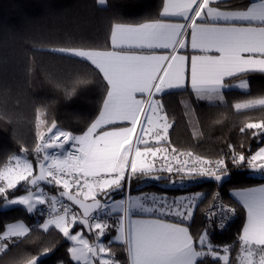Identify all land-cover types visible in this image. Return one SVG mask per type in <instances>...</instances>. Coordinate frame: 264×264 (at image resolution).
Wrapping results in <instances>:
<instances>
[{
	"label": "snow or ice",
	"instance_id": "snow-or-ice-1",
	"mask_svg": "<svg viewBox=\"0 0 264 264\" xmlns=\"http://www.w3.org/2000/svg\"><path fill=\"white\" fill-rule=\"evenodd\" d=\"M96 3L101 8L109 6L108 0ZM109 38L110 49H53L93 66L98 73L104 82L99 114L77 135L59 128L54 120L49 123L47 111L38 108L31 150L21 146L20 154L0 166V201L5 207L21 205L28 213L47 204L48 218L39 227L44 232L59 230L71 242L68 252L76 264H120L111 241L107 245L101 241L111 227L107 217L115 212L120 215L114 239L126 251L127 264H231V245L221 252L212 243L208 228L193 235L184 224L192 219L201 194L172 203L156 196L111 197L122 192L135 175L175 172L182 179L201 177L217 182L227 176L224 158L211 160L178 152L175 147H160L170 143L172 124L161 99L154 97L190 86L197 98L223 103V89L231 86L226 78L239 79L237 87L247 92L249 81L244 77L264 74V0H249L245 5L228 0H163L156 18L114 21ZM84 82L77 79L65 93L71 95L75 85ZM233 108L246 116L264 112V94L236 102ZM239 131L264 143V119L248 120ZM159 153H170L171 160L161 156L157 167ZM29 155L35 156V164ZM229 156L233 165L264 173V146L245 156L229 145ZM44 185L58 188L59 197L46 194ZM18 187L24 195H14ZM234 196L247 211L235 264H264V186L236 191ZM235 211L217 202L208 213L209 222L219 215L223 226ZM141 213L159 216L133 218ZM167 216L180 220L169 222ZM77 225L94 232L95 241L90 243L83 231L73 233ZM31 232L22 222L7 224L0 232V256L7 255L10 246L25 242ZM51 251L49 247L40 255L26 254L17 264H38Z\"/></svg>",
	"mask_w": 264,
	"mask_h": 264
},
{
	"label": "trees",
	"instance_id": "trees-1",
	"mask_svg": "<svg viewBox=\"0 0 264 264\" xmlns=\"http://www.w3.org/2000/svg\"><path fill=\"white\" fill-rule=\"evenodd\" d=\"M162 2L108 0L109 6L101 8L96 0H0V166L13 154H20L21 146L31 150L35 142L38 108L47 111L49 123L54 120L59 128L77 135L99 114L104 82L98 73L93 66L53 49H110V26L114 21L134 23L156 18ZM244 78L249 81L250 90L246 93L223 92V103L199 99L196 95L181 98L175 92L161 97L163 110L172 124L168 144L178 151H191L206 159L224 158L231 180L222 185L201 180L171 188L151 183L136 189L146 192L157 188L168 196L202 193L203 198L188 222L193 235L207 228L205 211L214 194L221 191L225 200L236 207L238 219L223 235L210 234L209 237L219 249L225 245L232 246L231 264L239 250V235L246 222V211L230 196V192L264 182V177H253L255 171L246 165H233L229 156V145L245 156L264 146L260 138L239 131L248 120L264 119V112L246 116L236 113L233 108L236 102L264 94V74L252 73ZM77 79L85 82L76 84L75 91L67 95L65 89H71ZM236 80L239 79L232 81ZM41 130L46 132V127L42 126ZM28 158L35 162L34 155ZM166 175L172 180V174ZM142 176L132 177L131 193L136 191L133 187L137 184H146L143 178L147 175ZM44 188L51 196L59 197L56 187ZM24 194L19 187L14 193L15 196ZM41 209L32 213L21 205L6 209L0 201V232L7 224L18 221L25 222L32 229L30 238L19 243L18 247L10 246L8 254L0 256V264H17L26 254L40 255L44 248L49 247L52 251L42 255L38 264H75L68 252L70 241L57 229L50 228L44 232L39 227L48 214V209ZM109 225L110 232L104 241L106 244L111 241L116 259L120 264H127L123 246L112 242L116 235L115 224ZM79 229L89 239H94V232L89 234L83 226L77 225L73 231ZM212 264L216 262L212 261Z\"/></svg>",
	"mask_w": 264,
	"mask_h": 264
},
{
	"label": "crops",
	"instance_id": "crops-1",
	"mask_svg": "<svg viewBox=\"0 0 264 264\" xmlns=\"http://www.w3.org/2000/svg\"><path fill=\"white\" fill-rule=\"evenodd\" d=\"M228 2L230 3V4H233V5H245V4H247L248 2H249V0H228ZM189 52H190V49H189ZM249 74H252V73H249ZM234 78H226V80H225V83L226 84H230L231 86L230 87H227V88H225V89H223V92H227V91H239V92H244V93H246L244 90H241L239 87H237V85L239 84V80H236V81H232ZM250 90V87H249V89H248V91ZM247 91V92H248ZM170 92H175L179 97H192V96H195V93L191 90V88H190V86H188V87H186V88H184V89H170V90H166L164 93H158V94H156V96L154 97V98H158V99H161V97L163 96V95H165V94H167V93H170ZM141 119H143V117L141 118ZM170 130H171V128L169 129V131H168V140H169V132H170ZM137 132L139 133V128L137 129ZM150 143H154V141H152V140H150L149 141ZM160 147H168L169 149L170 148H172L169 144H164V143H161V145H160ZM257 151V150H256ZM252 175H255V176H257V174H255V173H252ZM172 180L170 179L169 181H167V183H170ZM261 186H264V182L263 183H259V184H256V185H253V186H250V187H246V188H240V189H234V190H232L231 192H230V196L237 202V203H239L238 202V198L236 197V196H234V193L236 192V191H242V190H245V189H250V188H258V187H261ZM163 187H170L168 184H166V185H164ZM51 196V195H50ZM144 196H148V197H152L151 196V194L150 195H148V194H143L141 197H144ZM58 197V196H57ZM156 197H164V198H166L167 199V201L169 202V203H172V202H174V201H178V200H180V199H182L183 197H190V196H181L180 198H178V197H175L174 198V196H168V195H156ZM191 197H193V196H191ZM199 201V200H198ZM197 201V202H198ZM240 204V203H239ZM241 206H242V204H240ZM46 206V205H45ZM45 206L43 207L42 206V209H41V211H44L45 210ZM243 207V206H242ZM245 211H246V209H245ZM46 217V219L48 218V215H45ZM117 216H118V214H117ZM159 216V214L157 213L156 214V216H153L152 214H148V213H141V214H139V216H134L133 218L134 219H136V218H143V219H149V218H157ZM111 217V216H110ZM112 218H114V215L112 216ZM110 219V218H109ZM165 219L167 220V221H169V222H179V220H180V218H177V217H175V216H167V217H165ZM110 221V220H109ZM191 221V220H190ZM190 221H184V224H185V226H187L188 227V222H190ZM246 221H247V211H246ZM18 222H22V223H24L26 226H28L25 222H23V221H18ZM16 223V222H15ZM113 224H115L112 220H111V225H113ZM245 224H246V222H245ZM29 227V226H28ZM189 230H190V228H189ZM72 231H73V229H72ZM78 231H82V230H77V231H73V233H75V232H78ZM83 234H84V236H85V238L86 239H88L89 240V237H88V235H86L84 232H83ZM118 233H117V231H116V235H117ZM115 235V236H116ZM115 236L112 238V242H114V243H119V241H116L114 238H115ZM101 239H103V237H101ZM90 241V240H89ZM71 243V242H70ZM103 243H105V242H103ZM106 244V243H105ZM75 264H76V262L75 261H73Z\"/></svg>",
	"mask_w": 264,
	"mask_h": 264
},
{
	"label": "rangeland",
	"instance_id": "rangeland-1",
	"mask_svg": "<svg viewBox=\"0 0 264 264\" xmlns=\"http://www.w3.org/2000/svg\"><path fill=\"white\" fill-rule=\"evenodd\" d=\"M178 152H191V151H178ZM193 153V152H192ZM194 154V153H193ZM164 155H168V157H171V154L170 153H159L158 155H157V157H156V165H157V167L159 166V164H158V160L161 158V156H164ZM194 156H196L195 154H194ZM30 159V158H29ZM185 159H188L187 157H185ZM32 160V159H31ZM33 161V160H32ZM191 160H189V163L191 164ZM33 163L35 164V162L33 161ZM166 173H168V172H154L153 174H164V175H166ZM253 173H255V174H257V176H255V175H252L253 177H264V173H262V172H259V171H255V172H253ZM168 174H172V181L170 182V183H167V181H165V182H162V183H158L157 185H159L160 187H162V188H171V187H173V186H178V187H184V186H187V185H189V183L190 182H192V181H190V179H188V178H181V176H179V175H177V174H175V172H173V173H168ZM144 176V175H143ZM142 176V177H143ZM146 176V175H145ZM147 176H149V175H147ZM177 176V177H176ZM133 177V176H132ZM132 179V178H131ZM131 181V180H130ZM146 184H144L143 182H142V185H140L139 186V184H137V186L135 187H133V189L134 190H136V189H138V188H143L144 186H147V184H151L150 182H145ZM166 184H168L170 187H163L164 185H166ZM139 186V187H138ZM56 189V192H58L59 193V189L58 188H55ZM44 190H45V192H46V194H48L49 196H50V193H48L46 190L47 189H45L44 188ZM130 190H131V184H130ZM147 190H149V191H146V192H141L140 190H136L134 193H131V192H129V196H131V197H133V198H135V197H141L143 194H148V195H150L151 194V196H156V195H166V194H163V193H161L160 191H159V189H157V188H150V189H147ZM219 194V196L218 197H220L222 200H225V198L223 197V194H222V192L221 191H217L215 194H214V197H213V200H212V202L213 201H215L216 200V198H217V196H216V194ZM197 194H201V196H200V199H199V201L197 202V205H198V203L200 202V200L203 198V194L202 193H197ZM197 194H185V195H173L174 196V198L175 197H178V198H180L181 196H196ZM53 196H56V195H53ZM125 198H127V197H125V192L124 191H122L121 193H118V194H115V195H112V197H111V199L112 200H120V199H125ZM183 198H185V197H183ZM226 201V200H225ZM212 202H211V204H212ZM229 203V202H228ZM210 204V205H211ZM46 206H45V211L48 209V205L47 204H45ZM209 205V206H210ZM230 205H232L235 209H236V207L233 205V204H231L230 203ZM14 205H12V206H7L6 207V209H8V208H11V207H13ZM208 206V207H209ZM42 208V205L40 206V205H37V210L39 209H41ZM237 211V210H236ZM194 213V212H193ZM117 214H118V216L120 215L118 212H115V213H112L110 216H108L107 217V220H108V223L109 224H111V220L114 222V223H116V221H117V218H118V216H117ZM48 215V214H47ZM114 215V218H112V216ZM110 218V219H109ZM45 220H46V218H45ZM110 220V221H109ZM109 232H110V229H108V230H106V233L107 234H105L104 236H103V239H101V241L102 242H105L104 240V237L106 236V235H108L109 234ZM211 233L209 232V235H210ZM93 236H94V239L93 240H91V239H89L90 241V243L91 242H94L95 241V233L93 234ZM107 245V244H106ZM223 249V248H222ZM222 249H220L221 250V252H222ZM239 251V250H238ZM233 264H235V260H234V262H233Z\"/></svg>",
	"mask_w": 264,
	"mask_h": 264
},
{
	"label": "built area",
	"instance_id": "built-area-1",
	"mask_svg": "<svg viewBox=\"0 0 264 264\" xmlns=\"http://www.w3.org/2000/svg\"><path fill=\"white\" fill-rule=\"evenodd\" d=\"M169 160H171V157H169ZM158 164L160 166V159L158 160ZM130 184H131V181H128L126 183V185H125V189L123 190L125 192V197H128L129 196ZM64 202L65 203H70L65 198H64ZM217 202H222L223 204L230 205V203H228L227 201L222 200L220 197H217L216 200L213 201L212 204L205 211V214L204 215H205V219L207 221V228H208L209 232L211 233V235H223L226 231H228L231 228V226L238 219V213H237V211H235L234 214H231L228 217V219L224 221L223 226H221V224H220L219 215H217L216 217H213L212 219H213L214 222L213 223H210L209 222V218H208V213L212 209V206L214 204H216ZM230 206L233 207L232 205H230ZM48 212H49V209H48L47 213ZM105 234H107V233H105Z\"/></svg>",
	"mask_w": 264,
	"mask_h": 264
},
{
	"label": "water",
	"instance_id": "water-1",
	"mask_svg": "<svg viewBox=\"0 0 264 264\" xmlns=\"http://www.w3.org/2000/svg\"><path fill=\"white\" fill-rule=\"evenodd\" d=\"M249 150H251V149H249ZM155 176H159L160 179H155ZM143 180L146 181V182L153 183V184H158V183H162V182H165V181H169L170 180V176L164 175V174H152V175L144 177ZM201 180L222 185V184L227 183V182H229L231 180V174L228 173L227 176L220 182H217V181L212 180L210 178H201V177H197L195 179H190V181H192V182H197V181H201ZM44 187L53 188L52 185H44ZM118 193H121V192H115L112 195H115V194H118ZM85 229L88 230L87 228H85ZM89 234H91V233L89 232Z\"/></svg>",
	"mask_w": 264,
	"mask_h": 264
}]
</instances>
